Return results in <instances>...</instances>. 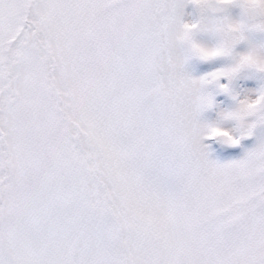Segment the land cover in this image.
Instances as JSON below:
<instances>
[{
    "label": "snow or ice",
    "instance_id": "1",
    "mask_svg": "<svg viewBox=\"0 0 264 264\" xmlns=\"http://www.w3.org/2000/svg\"><path fill=\"white\" fill-rule=\"evenodd\" d=\"M0 264H264V0H0Z\"/></svg>",
    "mask_w": 264,
    "mask_h": 264
}]
</instances>
